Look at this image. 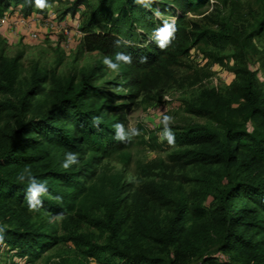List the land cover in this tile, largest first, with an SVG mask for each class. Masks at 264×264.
<instances>
[{
	"label": "trees",
	"instance_id": "16d2710c",
	"mask_svg": "<svg viewBox=\"0 0 264 264\" xmlns=\"http://www.w3.org/2000/svg\"><path fill=\"white\" fill-rule=\"evenodd\" d=\"M52 2L0 0V17L7 11L14 19L45 17ZM208 3L72 0L65 14L88 9L78 45L100 53L118 72L109 82L115 94L87 77L62 79L33 67L26 89L15 97L17 60L0 58V93L15 97L0 103V117L4 113L12 121L0 125L1 249L32 260L71 241L83 257L99 264H264V87L253 71L234 84L235 96L214 89L202 94L195 112L220 121V131L193 125L162 137L179 147L171 161L183 168L205 167L220 177L217 184L205 177L202 188L193 191L192 203L162 192L155 199L168 212L160 214L142 189L120 196L116 183L105 190L102 177L93 180L102 158L131 143L119 111L130 109L146 81L187 53L186 13ZM251 35L264 36V17ZM260 59L264 71V52ZM124 88L127 93L121 95ZM38 95L48 97L50 106L29 116ZM120 98L125 101L117 104ZM68 153L77 162L65 168ZM33 183L46 192L30 200ZM209 195L212 202L201 206ZM86 204L100 216L89 215ZM39 214L46 218L35 220ZM189 214L200 221L187 224ZM57 218L65 230L62 236L50 221ZM83 220L105 234L101 243L80 232ZM216 245L218 254L210 251Z\"/></svg>",
	"mask_w": 264,
	"mask_h": 264
},
{
	"label": "rangeland",
	"instance_id": "374dc122",
	"mask_svg": "<svg viewBox=\"0 0 264 264\" xmlns=\"http://www.w3.org/2000/svg\"><path fill=\"white\" fill-rule=\"evenodd\" d=\"M71 1L53 0L47 5L45 17H36L40 21L35 26L38 32L35 40L23 31L13 34L7 23L0 24V58L17 60L15 97L26 89L33 67L40 72L54 73L62 79L72 76L75 81H79L87 77L93 85L113 94L117 92L109 82L117 79L118 72L100 53L83 51L78 45L81 34L75 29L74 21L82 23L88 9L81 7L74 16L65 14ZM8 12L6 21L9 23L14 18ZM48 13L52 16L49 17ZM263 17L264 0H209L207 5L187 12L186 32L191 42L187 53L177 56L175 63L167 64L156 77L146 81L130 109L119 111L118 114L125 116V131L131 143L127 147L112 150L102 158L95 165L93 180L97 176L102 177L105 190L110 188L112 182L116 183L120 188V196H128L142 189L146 199L156 202L155 207L160 214L168 212V206L155 199L162 192L169 197L185 196L192 203L193 191L202 188L205 177L217 184L220 177L207 171V168L195 165L183 168L171 161L170 154L179 147L173 142H164L162 137L193 125H205L217 131L222 129L220 121L195 112L202 94L207 90L214 89L220 94L235 96L234 84L239 83L250 71L256 73V80L264 87L260 59L264 52V36H249ZM169 18L165 17L173 21V18ZM64 28L68 33L65 34ZM68 34L70 38L66 39ZM119 93L126 95L127 89H121ZM14 96L0 93V103L10 98L13 101ZM124 101V98H120L117 104ZM31 102L29 116L35 112L43 113L50 106V99L44 95L34 97ZM11 123V118L3 113L0 125ZM230 176L232 178L234 175ZM96 182L98 185L101 183ZM209 202H212L211 195L201 206ZM86 205L89 215L100 216L98 211ZM42 218H46V215L39 214L35 220ZM196 220V216L189 214L186 223ZM50 221L56 234L62 236L65 230L60 219ZM83 221L80 232L91 234L94 242L101 243L105 234L97 224ZM210 251L219 253L217 245L211 247ZM79 263L99 264L83 257L71 241L61 242L32 260H20L0 248V264Z\"/></svg>",
	"mask_w": 264,
	"mask_h": 264
},
{
	"label": "built area",
	"instance_id": "2783aa9c",
	"mask_svg": "<svg viewBox=\"0 0 264 264\" xmlns=\"http://www.w3.org/2000/svg\"><path fill=\"white\" fill-rule=\"evenodd\" d=\"M48 16L51 17L52 14L48 13ZM6 19H7V12H5L4 15L0 17V24L7 23V26L10 28V31H12L13 34H16L17 31H23L29 38L33 40L38 38V32L35 29V26L38 24L40 20H37L36 17H32V18L18 17L9 23L6 21ZM74 25H75V29L78 31V33H80L79 31L80 22L78 23V21L75 20ZM62 30H64L65 34L68 33L66 32L65 28ZM65 38L69 39L70 35L69 34L66 35ZM67 42H69V40Z\"/></svg>",
	"mask_w": 264,
	"mask_h": 264
},
{
	"label": "clouds",
	"instance_id": "9594fccd",
	"mask_svg": "<svg viewBox=\"0 0 264 264\" xmlns=\"http://www.w3.org/2000/svg\"><path fill=\"white\" fill-rule=\"evenodd\" d=\"M76 162H77L76 155L73 153H68L67 159L65 160L63 167L67 168L70 166V164ZM21 179H23V176H21ZM44 192H46V188L44 186L33 183L29 187L30 200L35 199L40 193H44Z\"/></svg>",
	"mask_w": 264,
	"mask_h": 264
}]
</instances>
